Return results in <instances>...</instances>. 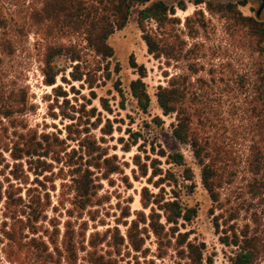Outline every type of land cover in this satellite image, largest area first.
I'll use <instances>...</instances> for the list:
<instances>
[{"label": "rangeland", "instance_id": "obj_1", "mask_svg": "<svg viewBox=\"0 0 264 264\" xmlns=\"http://www.w3.org/2000/svg\"><path fill=\"white\" fill-rule=\"evenodd\" d=\"M163 1L174 7L179 23L156 30L157 24L150 21L147 27L157 33L171 55L157 58L148 53L137 24L139 7L135 8L126 27L109 37L108 43L115 53L96 74L94 85L72 81L71 63L58 59L65 71L58 76L56 85L66 92L65 97L56 96L54 87L44 84L40 56L33 48L35 39L33 35L29 37V58L23 74L35 110L27 119L38 134L50 136L55 151L45 158L52 171L38 178L29 172V184L21 188L23 193L31 188V195L40 193L49 198L51 207L47 215L59 223L61 236L66 225L72 230L69 234L75 232L76 264H88V258L99 254L111 256L119 264H194L186 248L178 246L174 238L160 251V240L147 224L140 223V228H144L143 252L134 251L127 239L120 251L111 237L103 243L99 240L108 228L113 231L118 227L125 235L137 218L136 212L149 213L140 200L143 186L165 200L180 202L190 219H181L177 228L181 233L187 232L188 242L202 250V264H232L240 250L234 245L236 241L254 250L253 264H264V97L255 93V84L264 71V53L258 51V38L251 29L228 13L210 11L208 4L233 3L243 16L254 17L263 25L264 11L257 15L256 0ZM180 3L186 10L178 6ZM58 38L52 33L49 40ZM84 52L89 68L98 65L95 62L99 57L88 49ZM132 58L147 71L143 82L151 104L146 111L140 109L132 94L131 82L139 78L138 68L131 66ZM179 76L188 80L184 106L192 116L193 128L218 144L217 173L221 182L218 201H213L203 187L201 169L191 147L173 136L175 114L165 115L157 102L158 87L167 86L170 79ZM108 125L113 126L111 135L103 134ZM94 141L108 152L107 156L121 163L122 171L106 179L102 175L105 168L89 166L100 188L94 203L82 209L73 178L81 168L88 167L86 162H94L98 153L88 155L92 152V145L88 144ZM126 146L131 150L126 152ZM177 153L184 156L193 170V181L183 177L184 167L172 163ZM135 154L148 166L146 177L141 176L133 161ZM154 169L162 170L163 174L172 172L176 182L162 181L156 187L148 181ZM150 179L155 182L159 176ZM127 206L130 217L123 216ZM0 209L3 210L1 204ZM5 220L0 214V264H16L8 259L10 241L3 232L12 220ZM96 232L100 236L93 241L101 243L93 248L90 236ZM162 252H166L165 257L159 256ZM24 258L29 264L28 258ZM62 264L70 263L64 259Z\"/></svg>", "mask_w": 264, "mask_h": 264}, {"label": "trees", "instance_id": "obj_2", "mask_svg": "<svg viewBox=\"0 0 264 264\" xmlns=\"http://www.w3.org/2000/svg\"><path fill=\"white\" fill-rule=\"evenodd\" d=\"M178 6L186 10L183 3ZM208 6L210 11L228 13L231 18L251 29L258 38V51L264 53L262 22L251 16H243L233 3H209ZM138 7L137 24L148 53L157 58L171 55L168 47L158 39L157 33L147 27L150 21L157 24L156 30L179 23L180 20L174 16L176 14L174 7H170L163 0H0V204L3 207L0 214L5 217V221L12 220V224L8 229L5 227L3 232L10 241L8 259L16 264H28L24 257L28 258L29 264H62L64 259L70 264L77 263L75 232L69 234L72 230L66 225L67 229L61 236L59 223L47 215L51 207L49 198L40 193L31 195V188H27L23 193L21 188L23 184H29V172L38 178L45 172L52 171V165L47 163L45 158L55 151L50 136L38 134L27 119V115L35 110L23 74L26 58H29L27 55L29 37L34 36L33 48L40 56L42 64L40 69L45 85H56L58 76L65 71L60 68L58 59L64 58L72 65L70 79L88 81L92 86L105 61L114 56V48L108 43L109 37L116 30L126 27L133 10ZM52 33L59 36L58 40H49ZM84 49L100 58L95 62L98 65L89 68L90 64L84 57ZM130 63L132 68H138L139 74V78L131 82L132 94L140 109L146 111L151 104V96L143 82L147 71L144 66H138L134 58ZM187 89L186 76L172 78L167 86L158 87L157 102L165 115L175 114L176 122L172 124L173 136L180 143L191 147L196 163L201 169L203 187L213 201H218L220 198L218 189L221 187L217 173L218 144L193 128L192 116L184 106ZM54 91L58 97L66 96V92L59 85L54 86ZM255 93L264 97V71L255 84ZM112 133V125L103 130L105 135ZM88 145H92V152L89 151L88 155L98 154L94 162H86L85 165L88 167L84 170L81 168L78 175L73 178L74 191L82 209L94 203L93 199L100 188L89 166L105 168L102 175L106 179L122 171L121 163L107 156L108 152L97 145L96 141ZM124 150L128 152L131 147L126 146ZM133 161L139 166L141 176L146 177L148 166L141 163L138 154L134 155ZM172 163L185 168L183 177L186 181L194 180V172L182 154H175ZM160 175L168 178H162ZM151 176H159V180L152 182ZM148 181L160 187L165 181L176 182V176L170 171L163 174L162 170L154 169ZM140 197L142 207L149 209V213L136 212L137 218L132 220L125 235L121 234L118 227H114L113 231L108 228L99 240L103 243L111 237L114 247L120 251L127 239L134 251L143 252L144 228H140V223H143L147 224L150 231L160 240L158 243L160 251L162 247L168 246L167 243L171 244L170 238H174L178 246L186 248L194 264H202L204 260L202 250L188 242L187 232L181 233L177 228L181 219H190L189 215L186 216L184 213L180 202L165 200L161 195L150 192L147 186L142 187ZM123 216H131L128 206ZM4 223L6 225V222ZM95 236L100 234L96 232L90 236L93 248L101 243L93 241ZM234 245L240 250L233 257L232 264L254 263L256 259L254 250L242 246L237 241ZM88 254L92 256V252ZM165 255L166 252L159 254L160 257ZM87 261L88 264H119L115 258L104 254L94 255Z\"/></svg>", "mask_w": 264, "mask_h": 264}, {"label": "flooded vegetation", "instance_id": "obj_3", "mask_svg": "<svg viewBox=\"0 0 264 264\" xmlns=\"http://www.w3.org/2000/svg\"><path fill=\"white\" fill-rule=\"evenodd\" d=\"M259 4V10L257 11V15H261L264 11V0H256Z\"/></svg>", "mask_w": 264, "mask_h": 264}, {"label": "bare ground", "instance_id": "obj_4", "mask_svg": "<svg viewBox=\"0 0 264 264\" xmlns=\"http://www.w3.org/2000/svg\"><path fill=\"white\" fill-rule=\"evenodd\" d=\"M189 11H190V10H189ZM178 15L180 16V14H178ZM184 16H188V14L185 13ZM54 86H56V85H54ZM54 86H49V87L52 88V87H54ZM135 209H137V208L135 207Z\"/></svg>", "mask_w": 264, "mask_h": 264}]
</instances>
